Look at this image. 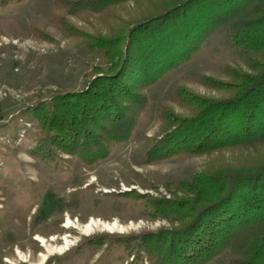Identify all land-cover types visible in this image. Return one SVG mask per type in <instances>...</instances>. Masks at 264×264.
Returning <instances> with one entry per match:
<instances>
[{
	"label": "trees",
	"instance_id": "1",
	"mask_svg": "<svg viewBox=\"0 0 264 264\" xmlns=\"http://www.w3.org/2000/svg\"><path fill=\"white\" fill-rule=\"evenodd\" d=\"M21 1L0 0V7ZM125 1L53 0L52 17L93 12L112 20L106 35H78L106 67L93 68L95 77L79 90L55 93L29 109L39 127L30 154L48 164L59 153L86 164L106 158L114 145L129 139L147 109L144 89L228 23L227 37L242 66L227 65L225 80L203 76L213 95L176 87L173 100L186 113L159 103L162 135L145 160L240 149L243 162L180 181L182 196L139 195L147 197L148 218H164L170 226L115 243L134 260L142 262L144 255L151 264H206L223 253L227 264H264V0H164L158 13L124 23L114 7ZM60 20L57 25L68 34Z\"/></svg>",
	"mask_w": 264,
	"mask_h": 264
},
{
	"label": "rangeland",
	"instance_id": "2",
	"mask_svg": "<svg viewBox=\"0 0 264 264\" xmlns=\"http://www.w3.org/2000/svg\"><path fill=\"white\" fill-rule=\"evenodd\" d=\"M163 2L127 0L114 13L128 23L158 13ZM52 13L53 0L0 7V264H151L144 255L142 262L134 260L115 243L118 237L170 226L164 218H148L147 197L138 196L168 197L197 172L243 162L240 149L145 160L162 135L159 103L186 113L173 100L176 87L213 95L202 77L225 80L227 65L242 66L227 37L229 24L205 36L187 61L144 89L147 109L129 139L114 145L106 158L86 164L59 153L48 164L30 154L39 127L29 109L55 93L79 90L95 77L93 68L106 67L78 35H106L112 23L93 12H60L59 19ZM60 19L68 34L57 25ZM97 239L101 244L90 243ZM227 259L223 253L206 264H227Z\"/></svg>",
	"mask_w": 264,
	"mask_h": 264
}]
</instances>
